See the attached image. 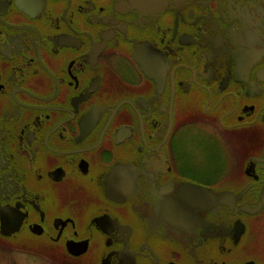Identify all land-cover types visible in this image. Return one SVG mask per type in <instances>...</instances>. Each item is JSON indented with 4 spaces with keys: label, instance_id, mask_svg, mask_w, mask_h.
<instances>
[{
    "label": "flooded vegetation",
    "instance_id": "flooded-vegetation-1",
    "mask_svg": "<svg viewBox=\"0 0 264 264\" xmlns=\"http://www.w3.org/2000/svg\"><path fill=\"white\" fill-rule=\"evenodd\" d=\"M0 264H264V0H0Z\"/></svg>",
    "mask_w": 264,
    "mask_h": 264
},
{
    "label": "rangeland",
    "instance_id": "rangeland-1",
    "mask_svg": "<svg viewBox=\"0 0 264 264\" xmlns=\"http://www.w3.org/2000/svg\"><path fill=\"white\" fill-rule=\"evenodd\" d=\"M197 132L193 130H184L179 136L180 140L187 138L186 151H192L197 155V160L200 162V168H211V162H213L219 154H222V148L217 145L213 137L200 133L197 136Z\"/></svg>",
    "mask_w": 264,
    "mask_h": 264
}]
</instances>
